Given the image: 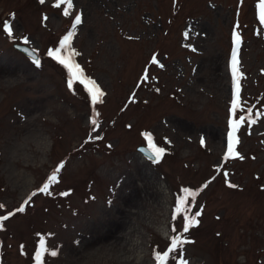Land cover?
I'll return each instance as SVG.
<instances>
[{
  "label": "rangeland",
  "instance_id": "obj_1",
  "mask_svg": "<svg viewBox=\"0 0 264 264\" xmlns=\"http://www.w3.org/2000/svg\"><path fill=\"white\" fill-rule=\"evenodd\" d=\"M55 2L0 0V216L14 213L0 227V264H36L42 239L43 264H156L154 250L183 229L172 214L184 188L198 192L189 204L201 212L184 233L188 264H264L258 0H73L68 16ZM77 14L71 46L105 93L96 104L47 56ZM234 28L244 74L235 118L251 108L256 122L236 133L243 159L226 160ZM18 45L35 49L40 65ZM144 133L165 149L157 163L139 150ZM61 164L51 194L40 192Z\"/></svg>",
  "mask_w": 264,
  "mask_h": 264
},
{
  "label": "snow or ice",
  "instance_id": "obj_2",
  "mask_svg": "<svg viewBox=\"0 0 264 264\" xmlns=\"http://www.w3.org/2000/svg\"><path fill=\"white\" fill-rule=\"evenodd\" d=\"M41 3H44V0H40ZM61 5H66L63 9V15L68 16L70 14V10L73 8V0H56L54 7H60ZM257 8V15L261 25H264V0H258L256 4ZM14 19V16L12 17ZM46 20L47 17H44ZM82 23L81 15L77 14L75 16V20L72 25V30H70L59 42L58 47L54 49H49L47 52V56L51 57L53 60L58 62L62 65L67 73H68V80L67 86L71 90L73 89L74 83H79L83 85L84 89L88 92L91 102L96 104L98 102H102V97L105 93L101 90L100 86L96 83L95 80L85 76L83 69L81 66L75 61L74 57L79 55L75 49L72 48V40L75 36V29L78 25ZM236 28H239V24L236 25ZM2 30L6 33L9 37L13 36V27L10 21H5L2 26ZM185 36H188V33H185ZM29 41L27 37L24 38V43L27 44ZM241 36L238 31L234 28L233 31V49L231 54L230 60V70L232 75V83H233V98L231 101V114L232 119L229 121V128L230 131L228 132V142H227V152L225 154V159L229 158H236L239 157L243 159L242 156H239V153L236 151V145L239 143L238 137L236 133L240 129L242 123L247 120L249 123H255L256 120L252 118L251 112L252 109H248L249 115L247 117L241 115L238 119L235 118L238 110L242 108L241 99H240V91L241 85L240 81L243 79V72L240 70V62L238 59V52L241 44ZM26 53L32 58L33 63L37 66L40 65V59L36 55L35 49H24ZM153 62L156 63V57H153ZM147 79V75L144 77ZM93 125L97 124L95 119L92 120ZM146 141H147V148L140 149L141 152L147 154L149 160L153 163H157L165 153V149L156 145L153 140V136L151 133H144L143 134ZM99 139V137H96ZM204 138H201V144H204ZM63 167L61 164L57 169L54 170L53 174L49 177L48 182H46L40 189V192L48 193V189L51 184L57 182V174L59 173L60 169ZM227 176V173H225ZM207 185H205L206 187ZM229 187L235 188L236 185L229 184ZM182 195L179 196L176 200V204L172 214V220L176 221L178 218H182L183 220V229L179 234L173 235L170 240V244L167 249L163 252L154 250L153 258L156 261V264H188L187 259L184 257V246L188 243H191L187 237L184 236V233H188L190 228L195 227L199 224V220L197 217L201 215L200 211L195 212L194 214L191 213V208L189 204V198H191L192 202L195 201L196 196L198 195L197 191H193L189 188L182 189ZM33 193L32 195H35ZM61 195L67 196L69 193H61ZM31 197L28 200H25L24 204H28ZM0 208H3V205H0ZM24 206L22 205L17 212H23ZM14 215V213H8L7 215L0 216V227L3 225V221L9 219L10 216ZM172 231L174 233L177 232V228L175 225L172 227ZM48 251L45 247V242L42 239L40 241L39 251L35 255L36 264H43L42 257L44 256L45 252ZM51 256L55 257L58 255L56 250H51L49 253Z\"/></svg>",
  "mask_w": 264,
  "mask_h": 264
},
{
  "label": "water",
  "instance_id": "obj_3",
  "mask_svg": "<svg viewBox=\"0 0 264 264\" xmlns=\"http://www.w3.org/2000/svg\"><path fill=\"white\" fill-rule=\"evenodd\" d=\"M29 49V50H31V48L30 47H27V46H25V45H18L17 46V49H19L20 51H23L25 54H27L28 55V53H26L25 51H24V49ZM36 55L39 57V55H38V53L36 52ZM29 56V55H28ZM39 59H40V57H39ZM146 149L147 148V146H143V147H139V150L140 149ZM142 153H144V152H142ZM146 156H147V154L146 153H144Z\"/></svg>",
  "mask_w": 264,
  "mask_h": 264
}]
</instances>
